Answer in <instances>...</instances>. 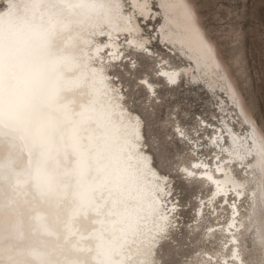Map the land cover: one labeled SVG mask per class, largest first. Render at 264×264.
<instances>
[{"label":"bare ground","instance_id":"obj_1","mask_svg":"<svg viewBox=\"0 0 264 264\" xmlns=\"http://www.w3.org/2000/svg\"><path fill=\"white\" fill-rule=\"evenodd\" d=\"M86 2L90 7H78L81 0H52L51 7L42 6L51 15L43 36L51 55L45 59H38L26 46L32 31V0H7L0 10V18L6 17L0 22V98L32 136L20 174L0 180V264L20 259L32 264H39V259L49 264H153L151 244L169 226L170 212L176 208L165 207V176L143 150L140 122L128 114L101 60L105 51L119 62L123 48L139 50L147 41L137 37L138 23L131 12L122 10L119 0ZM173 2L184 15L185 39L203 52L213 51L188 1ZM129 3L136 17L151 20L148 0ZM168 24L174 26L167 19ZM99 37L108 47L96 40ZM165 40L171 44L169 35ZM191 54L199 66L209 67ZM181 69L161 62L159 76L170 83L164 74L175 72L176 82L170 83L174 86ZM140 83L149 94L154 91L144 77ZM0 131L10 130L0 124ZM263 140L256 133L247 134L245 140L231 133L230 148L223 149L224 137L215 135L209 139L210 151L215 152L212 164L201 156L184 167L186 178L196 177L210 187L195 214L198 218L205 209L217 211L214 218L219 221L206 227V238L218 230L220 238L225 237L219 242L217 259L205 255L209 264H244L238 235L249 212L244 215L238 201L252 198L254 203L255 190L264 188L257 175L264 178ZM198 147L191 146L197 155ZM56 160L65 163L64 168L58 169ZM235 161L240 163L241 177L233 170ZM37 174L42 177L39 184L30 178ZM42 201L47 207L28 210ZM216 203L229 209L221 225ZM52 207L60 212L66 209V217L57 225L52 222L58 211ZM38 232L43 241L36 238ZM21 250H31L33 256H21Z\"/></svg>","mask_w":264,"mask_h":264},{"label":"rangeland","instance_id":"obj_2","mask_svg":"<svg viewBox=\"0 0 264 264\" xmlns=\"http://www.w3.org/2000/svg\"><path fill=\"white\" fill-rule=\"evenodd\" d=\"M0 1L1 10L7 0L3 5ZM119 1L122 10L131 12L132 19L137 21V37L147 41L146 47L123 48L119 62L105 51L102 59L97 58L103 61L128 114L139 120L143 150L165 176V207L176 206L170 212L169 226L154 246L153 264H209L205 255L211 253L217 259L219 242L225 237L220 238L218 230L206 238V227L219 221L214 218L217 211L205 209V215L198 218L195 214L210 187L196 177L186 178L184 167L201 156L212 164L215 152L210 151L209 139L215 135L224 137L223 149L230 148L231 133L241 140L249 133L264 138V0H187L215 54L211 49L203 52L185 39L184 15L173 0H148L153 13L148 21L135 16L129 0ZM2 19L6 17L0 18V22ZM167 19L174 26L165 25ZM168 35L171 44L165 40ZM191 53L209 67L199 66ZM161 62L182 67L176 85L159 76ZM141 77L152 83V93L140 83ZM195 143L199 144L198 155L191 148ZM238 164L233 162V170L241 177ZM257 175L264 185V178ZM255 191L254 203L252 198L238 201L241 212H249L244 217L248 219L244 220L245 229L238 235L244 264H264V188ZM218 210L221 225L228 219L229 209L222 206Z\"/></svg>","mask_w":264,"mask_h":264},{"label":"clouds","instance_id":"obj_3","mask_svg":"<svg viewBox=\"0 0 264 264\" xmlns=\"http://www.w3.org/2000/svg\"><path fill=\"white\" fill-rule=\"evenodd\" d=\"M34 9L31 13L29 24L31 32L26 39V46L29 51L38 59H45L51 55L46 42L43 39L51 23V15L47 9L42 10V6L47 4L52 6V0H32ZM78 7L88 8L90 5L86 0H81ZM0 124L10 131H0V180L7 181L9 178L20 174L23 169V156L25 151H30L32 136L30 132L15 119L5 108L3 99L0 98ZM11 133V135H10ZM30 178L37 180L39 184L42 177L32 175ZM21 256H33L31 250H21ZM3 258L0 257V260ZM39 259V258H37ZM15 264H32L29 259H20ZM39 264H49L39 259ZM50 264H56L51 261Z\"/></svg>","mask_w":264,"mask_h":264},{"label":"water","instance_id":"obj_4","mask_svg":"<svg viewBox=\"0 0 264 264\" xmlns=\"http://www.w3.org/2000/svg\"><path fill=\"white\" fill-rule=\"evenodd\" d=\"M40 118H42L41 116H40ZM30 129H32V126H31V128ZM38 145H40V144H38ZM39 159H40V156H39ZM37 160H38V158H37ZM39 161V160H38ZM57 164V166H59V168L58 169H62V168H64V166H65V163L63 164L62 163V161L61 160H56L55 161ZM62 180V178H59L58 179V181H61ZM41 204V205H40ZM48 203L45 201V203L42 201V203H39V204H37L35 207H32V208H28V210L29 209H32L33 211H34V209H41L42 207H47L46 205H47ZM61 206H65L64 204H60L59 203V207H61ZM53 209H54V207H52ZM32 210H29V211H32ZM58 211V213H54V215H56L57 216V220L56 221H54V222H52V223H54V224H56L57 225V223H58V221L61 219V218H64V217H66V209L64 210V211H62V212H60L57 208H55L54 210H52V211ZM160 235V234H159ZM36 236V238H38V241H43L44 240V238H42V236H41V234L38 232V234L37 235H35ZM159 237V236H158ZM42 239V240H41ZM159 239L157 238V240H156V242L158 241ZM156 242H154L153 244H151V249H152V252H153V250H154V246H155V244H156ZM151 252V253H152Z\"/></svg>","mask_w":264,"mask_h":264},{"label":"snow or ice","instance_id":"obj_5","mask_svg":"<svg viewBox=\"0 0 264 264\" xmlns=\"http://www.w3.org/2000/svg\"><path fill=\"white\" fill-rule=\"evenodd\" d=\"M102 46H103V47H108V45H107L106 43H103V42H102ZM139 47L143 48V44L139 45ZM104 55H108V53H105ZM164 75H167V76H168V80H169L170 83H175V82H176V81H175V76H176V73H175V72H173V73H171V74H164ZM100 79L103 80L104 77L101 76ZM144 83H145V85L147 84L146 81H145ZM117 106H118V105H117ZM197 166H198V165H197ZM209 179H211V178L209 177ZM230 227H231V226H230ZM235 258H236V254L234 253V254H233V259H235Z\"/></svg>","mask_w":264,"mask_h":264}]
</instances>
